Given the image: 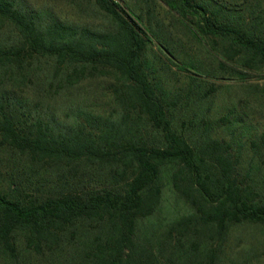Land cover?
I'll return each instance as SVG.
<instances>
[{
  "label": "trees",
  "instance_id": "obj_1",
  "mask_svg": "<svg viewBox=\"0 0 264 264\" xmlns=\"http://www.w3.org/2000/svg\"><path fill=\"white\" fill-rule=\"evenodd\" d=\"M88 1L112 27L0 0V264H226L235 229L264 227V128L185 109L215 91L205 77L264 70V0H162L197 41L212 38L207 71L126 0ZM31 76L53 95L103 80L110 99L50 110L24 94ZM166 183L191 212L141 225Z\"/></svg>",
  "mask_w": 264,
  "mask_h": 264
},
{
  "label": "rangeland",
  "instance_id": "obj_2",
  "mask_svg": "<svg viewBox=\"0 0 264 264\" xmlns=\"http://www.w3.org/2000/svg\"><path fill=\"white\" fill-rule=\"evenodd\" d=\"M35 4H40L43 7L50 9L55 15L68 19L73 22L85 24L92 28L104 29L112 27L111 18L92 1L88 0H30ZM121 4V0H117ZM129 3V8H133L136 12L143 13V22L152 24L157 27L158 21L163 24V30L169 36L171 45H179L181 49L184 46L190 53L203 54V62L206 64V71L212 65H216V61L205 51L200 45H214L212 38L201 42L182 25V20L177 14L168 10V7L162 0H126ZM124 5V4H123ZM140 10V11H139ZM126 11L132 15L127 8ZM128 14V15H129ZM125 15V14H124ZM126 16V15H125ZM133 16V15H132ZM190 17V16H189ZM191 18V17H190ZM0 28L4 29L0 22ZM261 29V26L258 27ZM152 38V37H151ZM153 39V38H152ZM215 45H227V42H222L217 38ZM152 45H157L156 40ZM199 45V46H198ZM196 49V50H195ZM202 57V56H201ZM176 66H172L175 69ZM177 69V68H176ZM241 69V68H240ZM42 74L48 71L47 68L42 69ZM242 71H246L242 68ZM187 75L190 72L184 70ZM184 72H180L178 80L184 79ZM219 78L205 77L202 85L207 88L210 84L216 87L215 91L211 92L208 97L202 101L192 100V106L185 109L192 116L210 117L218 119L228 118V127H237L240 125V120H245V123H256L258 133L264 128V94L260 92L264 87V70H249L245 78L241 76H230L228 74L219 75ZM170 79L172 75L170 74ZM173 79V78H172ZM171 79V80H172ZM89 80H85L83 87L90 84ZM25 95L29 96L31 102L42 103L44 107L50 110H59L64 104L71 102L85 103H108L109 97L101 89V85L105 84L103 80L99 82L98 89H82V94L76 96L74 93L62 92L61 94H49L45 90V85L38 77L31 76L26 82ZM95 97V98H94ZM55 108V109H54ZM209 118V119H210ZM223 122V121H222ZM226 134L228 128L220 130ZM219 131V132H220ZM191 208L187 203L177 196L169 183L163 186L162 200L157 211L146 221L143 226L153 223L157 226H164L168 222L173 221L180 216L190 213ZM229 254L227 255L226 264H264V227L262 225L240 226L235 229L228 242Z\"/></svg>",
  "mask_w": 264,
  "mask_h": 264
}]
</instances>
